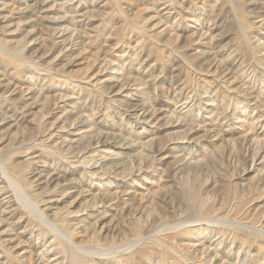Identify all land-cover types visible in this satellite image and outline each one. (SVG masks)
<instances>
[{
    "label": "rangeland",
    "instance_id": "rangeland-1",
    "mask_svg": "<svg viewBox=\"0 0 264 264\" xmlns=\"http://www.w3.org/2000/svg\"><path fill=\"white\" fill-rule=\"evenodd\" d=\"M194 263L264 264V0H0V264Z\"/></svg>",
    "mask_w": 264,
    "mask_h": 264
},
{
    "label": "bare ground",
    "instance_id": "bare-ground-1",
    "mask_svg": "<svg viewBox=\"0 0 264 264\" xmlns=\"http://www.w3.org/2000/svg\"><path fill=\"white\" fill-rule=\"evenodd\" d=\"M63 97V96H62ZM103 141V140H102ZM106 141V140H105ZM106 143V142H105ZM107 144V143H106ZM33 204V203H32ZM36 206V205H35ZM38 211V210H37ZM81 212H82V210H81ZM41 215V214H40ZM132 218V217H131ZM74 228V227H73ZM83 232H85V231H83ZM139 242V241H138ZM124 243V242H123ZM74 244V243H73ZM72 245V244H71ZM73 246H76L75 244L73 245ZM117 251V250H116ZM114 252H115V250H114ZM124 254V253H123ZM121 255V254H120ZM79 263V262H78ZM195 264V263H194Z\"/></svg>",
    "mask_w": 264,
    "mask_h": 264
}]
</instances>
